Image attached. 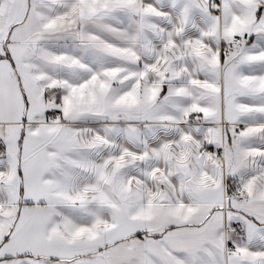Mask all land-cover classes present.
Segmentation results:
<instances>
[{
    "label": "snow or ice",
    "instance_id": "obj_1",
    "mask_svg": "<svg viewBox=\"0 0 264 264\" xmlns=\"http://www.w3.org/2000/svg\"><path fill=\"white\" fill-rule=\"evenodd\" d=\"M0 264H264V0H0Z\"/></svg>",
    "mask_w": 264,
    "mask_h": 264
}]
</instances>
